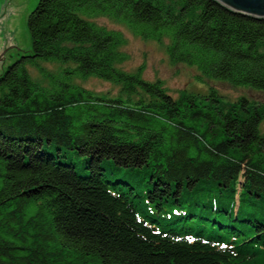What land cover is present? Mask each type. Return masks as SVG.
<instances>
[{
    "label": "trees",
    "instance_id": "trees-1",
    "mask_svg": "<svg viewBox=\"0 0 264 264\" xmlns=\"http://www.w3.org/2000/svg\"><path fill=\"white\" fill-rule=\"evenodd\" d=\"M98 16L168 42L174 63L264 92V18L217 0H40L31 52L0 75V264H260L264 106L174 98L124 71L126 38ZM91 77L120 95L75 83Z\"/></svg>",
    "mask_w": 264,
    "mask_h": 264
},
{
    "label": "rangeland",
    "instance_id": "rangeland-1",
    "mask_svg": "<svg viewBox=\"0 0 264 264\" xmlns=\"http://www.w3.org/2000/svg\"><path fill=\"white\" fill-rule=\"evenodd\" d=\"M39 2L40 0H0V75L21 56L31 52L28 19ZM91 21L110 30L120 31L126 38L121 50L128 55V59L119 66L121 69L135 73L141 68L144 80L162 82L163 87L174 98L187 92L205 102L208 95L214 92L225 109L242 97L249 99L254 105L264 106L262 91L212 80L205 77L197 67L174 63L167 53L168 42L159 43L139 37L124 24L106 16H98ZM41 66L55 74L67 67L60 63H43ZM29 71L35 81L48 85L38 68L29 67ZM75 83L101 96L116 98L120 95L119 86L98 78L76 79ZM259 263H264V254Z\"/></svg>",
    "mask_w": 264,
    "mask_h": 264
},
{
    "label": "water",
    "instance_id": "water-1",
    "mask_svg": "<svg viewBox=\"0 0 264 264\" xmlns=\"http://www.w3.org/2000/svg\"><path fill=\"white\" fill-rule=\"evenodd\" d=\"M229 9L243 14L264 18V0H217Z\"/></svg>",
    "mask_w": 264,
    "mask_h": 264
},
{
    "label": "bare ground",
    "instance_id": "bare-ground-1",
    "mask_svg": "<svg viewBox=\"0 0 264 264\" xmlns=\"http://www.w3.org/2000/svg\"><path fill=\"white\" fill-rule=\"evenodd\" d=\"M109 193L112 195V196H116L117 193L114 191V190H109Z\"/></svg>",
    "mask_w": 264,
    "mask_h": 264
}]
</instances>
